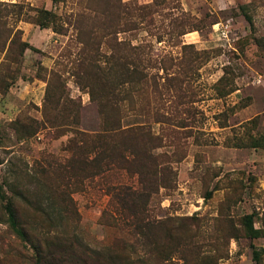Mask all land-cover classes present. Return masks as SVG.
I'll use <instances>...</instances> for the list:
<instances>
[{
	"label": "rangeland",
	"instance_id": "374dc122",
	"mask_svg": "<svg viewBox=\"0 0 264 264\" xmlns=\"http://www.w3.org/2000/svg\"><path fill=\"white\" fill-rule=\"evenodd\" d=\"M112 124L130 174L68 180ZM0 194V264H264V0H0Z\"/></svg>",
	"mask_w": 264,
	"mask_h": 264
},
{
	"label": "trees",
	"instance_id": "16d2710c",
	"mask_svg": "<svg viewBox=\"0 0 264 264\" xmlns=\"http://www.w3.org/2000/svg\"><path fill=\"white\" fill-rule=\"evenodd\" d=\"M54 2L55 0H51ZM244 14V13H243ZM248 17V16H247ZM5 87V85L3 86ZM118 134H123L127 138H135L131 135V129H120L114 124L110 126L103 125L97 133L91 134L85 131L75 130V137L69 139L65 145V150L68 151V157L65 160L64 168L69 174L68 180L83 182L84 180H92L95 177H102L110 169H122L125 174H130V162L133 155L131 148L124 147L123 143L117 148V142L113 137ZM141 135V134H140ZM123 140V138L121 139ZM120 140V142H122ZM259 143V142H257ZM260 144V143H259ZM255 145V144H253ZM130 165V166H129ZM133 171V170H132ZM136 172V171H133ZM139 172V171H138ZM140 173V172H139ZM152 179H150V182ZM69 183V182H68ZM117 186L107 189L111 193L116 191ZM127 189V188H126ZM120 189H117V191ZM125 190V189H122ZM135 190H129L134 193ZM126 195V192H122ZM4 198L3 194H0ZM113 198H117V214H120L122 209L127 205L123 197L119 200L118 193H113ZM125 201V202H124ZM8 216L13 223V213L9 207V203H5ZM242 226L244 234L248 238H256L260 236V229L252 224V214H244L242 216ZM251 257L255 264H258L259 253L258 250L251 245Z\"/></svg>",
	"mask_w": 264,
	"mask_h": 264
},
{
	"label": "built area",
	"instance_id": "2783aa9c",
	"mask_svg": "<svg viewBox=\"0 0 264 264\" xmlns=\"http://www.w3.org/2000/svg\"><path fill=\"white\" fill-rule=\"evenodd\" d=\"M219 34L225 35V30L224 29H219Z\"/></svg>",
	"mask_w": 264,
	"mask_h": 264
}]
</instances>
